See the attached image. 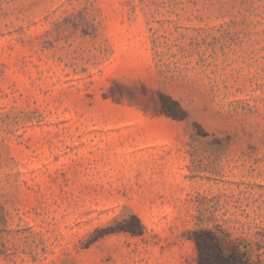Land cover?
I'll list each match as a JSON object with an SVG mask.
<instances>
[{"label": "rangeland", "instance_id": "1", "mask_svg": "<svg viewBox=\"0 0 264 264\" xmlns=\"http://www.w3.org/2000/svg\"><path fill=\"white\" fill-rule=\"evenodd\" d=\"M202 255L264 264V0H0V264Z\"/></svg>", "mask_w": 264, "mask_h": 264}, {"label": "trees", "instance_id": "2", "mask_svg": "<svg viewBox=\"0 0 264 264\" xmlns=\"http://www.w3.org/2000/svg\"><path fill=\"white\" fill-rule=\"evenodd\" d=\"M170 110L172 111L173 109H171L170 107ZM198 246L200 248V251L203 253L205 251V243H203V241H198ZM202 260H204V262L202 264H210L209 262L211 261V258H205V256L203 257L202 255Z\"/></svg>", "mask_w": 264, "mask_h": 264}]
</instances>
